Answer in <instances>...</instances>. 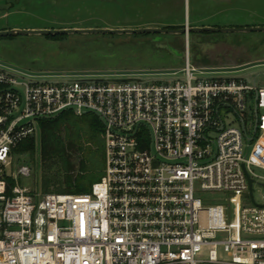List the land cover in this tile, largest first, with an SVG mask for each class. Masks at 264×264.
Listing matches in <instances>:
<instances>
[{"label":"built area","instance_id":"obj_1","mask_svg":"<svg viewBox=\"0 0 264 264\" xmlns=\"http://www.w3.org/2000/svg\"><path fill=\"white\" fill-rule=\"evenodd\" d=\"M182 71L49 83L0 68V264H264V85L195 77L187 55ZM64 111L102 124L103 173L88 193L41 194L14 148Z\"/></svg>","mask_w":264,"mask_h":264},{"label":"rangeland","instance_id":"obj_2","mask_svg":"<svg viewBox=\"0 0 264 264\" xmlns=\"http://www.w3.org/2000/svg\"><path fill=\"white\" fill-rule=\"evenodd\" d=\"M6 3L14 5L0 11V30L101 27L95 25L98 21L110 28L264 26V0H0ZM186 55L190 66L197 69L195 77L203 70L230 77L258 74L264 71V32L0 37V68L38 82L66 78L183 80ZM258 79L264 77L260 74ZM224 120L227 124L234 115ZM252 127L248 122L249 132ZM15 153V165L27 163L32 169L22 185L43 194L38 161ZM83 157L87 180L95 181L103 159L90 152ZM256 172L264 175L260 169ZM253 193L261 203L264 188L254 184ZM232 195L206 192L199 197L207 205H225Z\"/></svg>","mask_w":264,"mask_h":264},{"label":"trees","instance_id":"obj_3","mask_svg":"<svg viewBox=\"0 0 264 264\" xmlns=\"http://www.w3.org/2000/svg\"><path fill=\"white\" fill-rule=\"evenodd\" d=\"M13 5L14 3L11 7ZM95 25L103 27L104 24L98 21ZM182 27L183 25L163 28ZM47 36L52 39L60 37V35ZM39 128L37 141L27 139L19 143L14 151L30 158L34 157L38 161L41 169L42 192L88 193L91 185L100 179L104 169L103 126L98 118L89 113L77 116L72 111H64L56 117L41 120ZM86 152L103 159V168L99 170L95 181L87 180V172L84 168L87 163H84L83 157ZM52 170L55 171V175L50 174Z\"/></svg>","mask_w":264,"mask_h":264},{"label":"water","instance_id":"obj_4","mask_svg":"<svg viewBox=\"0 0 264 264\" xmlns=\"http://www.w3.org/2000/svg\"><path fill=\"white\" fill-rule=\"evenodd\" d=\"M19 0H15L17 3ZM10 3L0 4V11L8 10ZM189 32H210V33H249L264 32V26L252 27H214V26H193L185 25L178 29H169L161 27H141V28H110V27H92V28H60V29H4L0 30V37L14 35H71V34H108V35H130V34H185ZM264 77V71L243 76L247 82L253 85H264V79H258V76ZM249 195L252 198V180L248 178Z\"/></svg>","mask_w":264,"mask_h":264}]
</instances>
